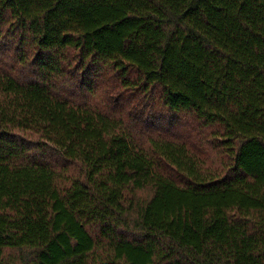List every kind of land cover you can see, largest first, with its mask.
<instances>
[{
    "label": "trees",
    "instance_id": "16d2710c",
    "mask_svg": "<svg viewBox=\"0 0 264 264\" xmlns=\"http://www.w3.org/2000/svg\"><path fill=\"white\" fill-rule=\"evenodd\" d=\"M0 264H264V0H0Z\"/></svg>",
    "mask_w": 264,
    "mask_h": 264
}]
</instances>
